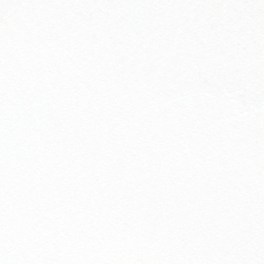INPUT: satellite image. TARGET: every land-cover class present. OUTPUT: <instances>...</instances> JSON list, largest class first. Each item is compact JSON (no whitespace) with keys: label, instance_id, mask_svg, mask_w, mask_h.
Here are the masks:
<instances>
[{"label":"snow or ice","instance_id":"6c2138e0","mask_svg":"<svg viewBox=\"0 0 264 264\" xmlns=\"http://www.w3.org/2000/svg\"><path fill=\"white\" fill-rule=\"evenodd\" d=\"M0 264H264V0H0Z\"/></svg>","mask_w":264,"mask_h":264}]
</instances>
